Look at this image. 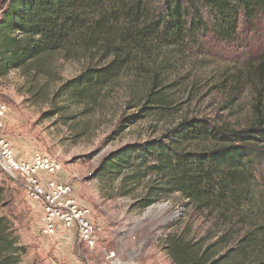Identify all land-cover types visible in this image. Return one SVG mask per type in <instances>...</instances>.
Wrapping results in <instances>:
<instances>
[{
    "label": "trees",
    "instance_id": "16d2710c",
    "mask_svg": "<svg viewBox=\"0 0 264 264\" xmlns=\"http://www.w3.org/2000/svg\"><path fill=\"white\" fill-rule=\"evenodd\" d=\"M0 12V78L30 65L37 73L42 60L58 54L83 59L87 66L52 94L82 103L159 51L200 36L234 40L241 23L264 18V0H2ZM149 84L145 104L163 109L169 94L157 73ZM263 93L242 129L186 119L158 138L109 153L95 171L118 180V196L141 188L134 210L178 195L221 226L213 234L184 226L166 235L171 264H264V229L254 224L260 215L254 183L264 169ZM5 194L0 184V264H23L27 248L2 213Z\"/></svg>",
    "mask_w": 264,
    "mask_h": 264
},
{
    "label": "rangeland",
    "instance_id": "374dc122",
    "mask_svg": "<svg viewBox=\"0 0 264 264\" xmlns=\"http://www.w3.org/2000/svg\"><path fill=\"white\" fill-rule=\"evenodd\" d=\"M145 58L141 61L143 70L135 64L92 101L82 103L52 100V94L87 66L83 59L64 60L58 54L42 60L37 73L34 65L10 72L0 78V102L7 107L1 134L16 157L41 153L61 164L59 176L73 185L75 195L104 212L110 234L121 239L122 244L114 246L127 247L118 254L119 261L171 264L163 251L166 235L184 226L195 235L213 234L221 226L197 214L178 195L152 208L134 210L131 206L141 188L118 196V180L109 175L98 177L95 171L109 153L158 138L186 119L236 130L246 127L258 93L264 91V18L241 23L234 40L220 42L200 36L184 48L162 50ZM156 73L169 94L163 109L145 104L150 78ZM0 184L6 189L7 201L2 213L13 221L20 242L27 248L23 264H48L51 257L46 246L55 238L39 234L38 207L27 200L19 178L0 172ZM254 184L260 212L254 224L264 229V169ZM98 223L102 241L108 234ZM59 239L70 242L65 233ZM106 247L115 251L110 245ZM259 251L263 255L264 247Z\"/></svg>",
    "mask_w": 264,
    "mask_h": 264
},
{
    "label": "built area",
    "instance_id": "2783aa9c",
    "mask_svg": "<svg viewBox=\"0 0 264 264\" xmlns=\"http://www.w3.org/2000/svg\"><path fill=\"white\" fill-rule=\"evenodd\" d=\"M6 115L7 107L0 102V172L19 178L27 200L38 207L41 237L59 239L65 233L71 242L75 240L73 264H98L91 260L95 252L102 255L99 264H124L101 243L102 226L92 209L75 195L73 185L59 176V162L41 153L16 157L1 134Z\"/></svg>",
    "mask_w": 264,
    "mask_h": 264
},
{
    "label": "crops",
    "instance_id": "0c3cea01",
    "mask_svg": "<svg viewBox=\"0 0 264 264\" xmlns=\"http://www.w3.org/2000/svg\"><path fill=\"white\" fill-rule=\"evenodd\" d=\"M88 205V204H87ZM94 214V218L100 222L103 226H104V230L107 231L108 237L106 236L105 239H102V244L104 245V243L106 245H110L111 248H113L116 252V258L118 259V254H121L124 252L123 250H126L127 247H119V246H114V244L116 245V243L118 244H122L121 243V239L120 238H113L112 235L110 234L111 231L109 229V226L107 224V219L105 217L104 212L99 209L97 206L94 205H88ZM103 236H105V231L103 233ZM113 244V246H112ZM105 245V246H106ZM48 249V253L50 254V259L48 257L47 263L48 264H59L62 263L58 260L62 259L64 261V263L66 264H73V256H74V251L76 250V248H74V244L73 246L71 245V241L70 242H63L61 241V239H55L53 242L48 243L46 246ZM76 252V251H75ZM72 257V258H71ZM101 258L102 255H99L97 252L94 253V255L91 256V260H93L96 263H101Z\"/></svg>",
    "mask_w": 264,
    "mask_h": 264
},
{
    "label": "water",
    "instance_id": "95a60500",
    "mask_svg": "<svg viewBox=\"0 0 264 264\" xmlns=\"http://www.w3.org/2000/svg\"><path fill=\"white\" fill-rule=\"evenodd\" d=\"M151 208H152V206H151Z\"/></svg>",
    "mask_w": 264,
    "mask_h": 264
}]
</instances>
